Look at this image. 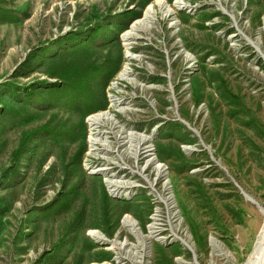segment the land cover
Instances as JSON below:
<instances>
[{"label":"rangeland","instance_id":"1","mask_svg":"<svg viewBox=\"0 0 264 264\" xmlns=\"http://www.w3.org/2000/svg\"><path fill=\"white\" fill-rule=\"evenodd\" d=\"M127 66L137 86L120 79ZM107 111L150 136L166 169L145 170L152 188L137 174L145 154L135 162L109 124V146L90 150L88 118ZM258 204L264 0H0V264H246ZM126 217L147 242L142 263Z\"/></svg>","mask_w":264,"mask_h":264},{"label":"bare ground","instance_id":"2","mask_svg":"<svg viewBox=\"0 0 264 264\" xmlns=\"http://www.w3.org/2000/svg\"><path fill=\"white\" fill-rule=\"evenodd\" d=\"M176 4H178L177 7L181 6L180 2H177ZM161 12H162V14H164L163 16H167V15L173 14L175 12V10L171 6H168L167 4H162ZM154 14H156V13L153 12L151 10V8L147 9L145 12V15H144V19L136 21L131 26V29L128 32L123 34L125 45L128 49H130L129 46L131 45L132 38L138 37L140 31L141 32L145 31L147 29L148 24L152 25L150 23L155 18ZM128 49H127V57L129 60L130 59H136V60L140 59L139 57L132 54ZM120 79L127 81L128 83H130L134 86L138 85V81L134 80V78L131 77V69L128 66L125 67L124 71L120 74ZM112 102H113V104H118V105L120 104V100L112 99ZM125 109L128 110L129 106H127V107L125 106L124 108L122 107L121 110L125 111ZM88 123H89L91 130L95 131L94 133H92V135L89 138L91 151L97 150V144L98 143L99 144L102 143L104 146L108 145L109 142L107 140V137H100V134L98 133L99 132L98 129L103 125L109 124L110 125V128H109L110 131H112V133H116V137L119 139L120 147L124 146V145H128V148H126V149L129 150L130 152L128 153V151H126V153L129 154V156H131L135 160V162L139 160V157H141L140 155L142 153L145 154L147 160L145 161L144 166L139 169L137 174H139L141 177H143V179L148 183V185L151 188L153 187L155 180L150 181L147 178V176L144 175L145 170L153 168L156 172L157 178L165 176L166 169H165L164 165H162L161 163H158L156 161L155 157L150 158V156H151L150 152L152 150L151 149L152 146L150 145V139H151L150 136H147L144 134H139V133H136L133 131L125 130L123 128V126L119 125V123L117 122L114 115L108 111L102 112L99 114H95V115L89 117ZM114 130H116V132H114ZM101 138H103V140H101ZM109 148H111V147H109ZM123 156L124 155H122V154L117 155V160L123 163L124 158H125ZM105 170L106 169H99L98 171H102V173H105L104 172ZM133 173H135V172H133ZM106 182H107L109 188L111 189V191L114 192L116 190V183L117 182L110 180V179H107ZM129 186L135 187V186H133V184H130ZM166 188H167V186H166ZM162 200L166 203L169 213L172 214L174 217V214H173L174 206L172 205L170 197L163 198ZM257 206L259 207V210L261 211V213L264 217V208H262V206H260L259 204ZM154 220L156 221V219H154ZM124 225L129 228V230L132 232V234L142 244L141 249L143 248V250H141L142 252L139 253L140 256L138 258V262L142 263L144 257L147 256V252H146L147 251V242L141 233V230L138 226V223L134 219H132L131 217H126L124 219ZM157 232H158V230L156 227V223H154L149 227V234L150 235L148 237L149 238L155 237L157 235ZM171 232L176 237L174 228H172V226H171ZM92 235H94L97 239H103L104 240L103 236L98 232H92ZM180 240L183 242V244L187 248L190 247V245L188 244L187 241L182 240V239H180ZM126 245H127L126 242L114 241L111 243V247L109 249L110 250H113L115 248L124 249ZM246 264H264V224H263V226L260 230L259 236L257 238L255 250L252 253L251 257L249 258V260Z\"/></svg>","mask_w":264,"mask_h":264}]
</instances>
